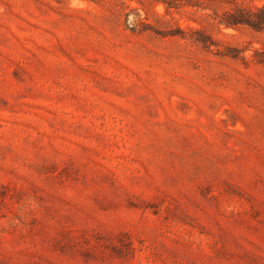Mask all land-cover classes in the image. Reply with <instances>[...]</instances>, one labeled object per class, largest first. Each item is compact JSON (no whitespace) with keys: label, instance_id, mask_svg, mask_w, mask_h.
I'll return each instance as SVG.
<instances>
[{"label":"rangeland","instance_id":"374dc122","mask_svg":"<svg viewBox=\"0 0 264 264\" xmlns=\"http://www.w3.org/2000/svg\"><path fill=\"white\" fill-rule=\"evenodd\" d=\"M264 0H0V264H264Z\"/></svg>","mask_w":264,"mask_h":264},{"label":"trees","instance_id":"16d2710c","mask_svg":"<svg viewBox=\"0 0 264 264\" xmlns=\"http://www.w3.org/2000/svg\"><path fill=\"white\" fill-rule=\"evenodd\" d=\"M264 13V9L260 10ZM228 18L226 20H222V23L225 27H236L238 24H246L249 26L255 27H264V15H253L251 13H246L243 11L241 14L239 13H229L227 14Z\"/></svg>","mask_w":264,"mask_h":264}]
</instances>
